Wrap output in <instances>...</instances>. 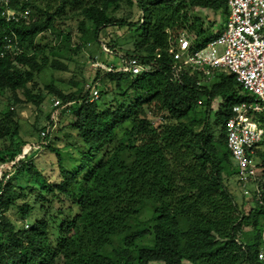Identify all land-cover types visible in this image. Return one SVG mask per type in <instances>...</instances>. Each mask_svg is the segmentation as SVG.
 <instances>
[{"label":"trees","instance_id":"trees-1","mask_svg":"<svg viewBox=\"0 0 264 264\" xmlns=\"http://www.w3.org/2000/svg\"><path fill=\"white\" fill-rule=\"evenodd\" d=\"M197 7L221 10L226 16L229 12L227 0L0 1V138L19 131L15 111L1 110L3 99L21 102L22 92L27 100L40 103L44 94L34 93L36 82H31L45 67L68 68L56 55L62 48L81 50L80 45L71 46L70 32L58 31L60 20L81 18L80 28L88 29L86 41L99 46L104 28L135 31L133 48L125 55L149 66L137 75L92 68L90 82L99 79L100 97L113 91L109 102L91 100L85 86L69 92L47 86L62 103L70 102L60 112L72 115L69 124L79 141L74 149L45 144L56 155V182L33 160L21 165L19 169L26 167L41 185L35 194L25 193L13 175L4 186L0 180V264H264L257 254L264 201L246 212L225 184L237 170L230 160L226 121L234 104L254 100L255 95L228 70H218L213 81L189 69L179 79L173 73L171 34L186 30L198 46L219 34L193 14ZM7 9H29L30 19H8L3 13ZM49 30L60 38L49 47L50 55L36 42ZM6 36L17 53L7 48ZM104 40L116 49L112 39ZM218 96L222 100L213 124H221V132L216 135L211 108L202 114L195 111L199 100L210 106ZM156 108L167 113L160 124L152 118ZM259 120L264 123V113ZM54 124L50 115L41 131L48 125L53 130ZM37 151L29 156L34 158ZM18 153L6 155L0 145V163ZM256 158L264 178V139ZM64 199L70 202L67 210L54 207V200ZM146 203L153 208L150 221L142 219ZM13 207L21 225L7 215ZM36 211L41 213L34 218ZM150 234L149 242L138 243Z\"/></svg>","mask_w":264,"mask_h":264},{"label":"built area","instance_id":"built-area-1","mask_svg":"<svg viewBox=\"0 0 264 264\" xmlns=\"http://www.w3.org/2000/svg\"><path fill=\"white\" fill-rule=\"evenodd\" d=\"M227 4L229 12L226 21L215 38L198 46L195 36L186 30H182L176 37H172L170 33L168 52L175 60L173 73L177 79L184 69H189L190 73L196 72L204 81L212 79L220 69L228 70L235 73L237 80L255 95L254 100L234 104L225 124L227 145L236 162V179L243 194L251 195V205H254L256 201H264V178L256 158V150L264 139V123L259 120V115L264 113V0H227ZM3 13H6L8 19H30L29 9H7ZM34 18L36 19L35 16ZM6 38L7 48L17 53L11 38ZM106 51L109 49L106 48ZM117 56L121 60L120 64L106 63L96 58L92 67L106 72H130L133 75L149 70V66L142 64L136 56ZM99 84V79L86 84L91 100L100 97ZM198 102L201 103L202 100ZM69 103H62L59 98L54 100V110L51 113V118L55 121L54 127L57 124L58 110ZM50 130L48 125L41 131L42 142H31L13 159L0 163V180L3 186L23 163L34 159L29 156L31 151L41 150L47 144L45 136ZM261 238L262 244L257 254L264 262V218L261 222Z\"/></svg>","mask_w":264,"mask_h":264},{"label":"rangeland","instance_id":"rangeland-1","mask_svg":"<svg viewBox=\"0 0 264 264\" xmlns=\"http://www.w3.org/2000/svg\"><path fill=\"white\" fill-rule=\"evenodd\" d=\"M124 10L118 11V15H122ZM194 15L200 16L205 22V26L211 27L212 31H219L220 28H223V25L226 21L227 16L221 10H214L205 7H197L194 12ZM135 18H139L138 12L135 9ZM81 18H69L60 20L57 24L58 31L70 32L71 34V46L76 47L77 45L81 46L80 51H73L69 49L62 48L60 53L56 54L61 58L64 63L68 64L66 70L63 69H53L50 67H45L36 77L34 82L35 87L33 88L34 93H43L44 98L40 103L34 101H29L26 99V96L19 92L21 102L14 103L13 100L9 101L6 97L2 101L1 110H13L16 113V119L19 123V131L13 132L10 130L8 134L0 138V145L4 148V154L8 155L11 151H16L20 153V150L23 145L31 142L41 141V127L44 123L49 122V116L54 110L53 102L56 98H59L54 91H51L50 88H47L49 84H54L55 87L60 88L64 91H75L85 86L88 82L92 80L95 76V68L92 69V62L94 59H99L106 63H120V58L117 56L119 54L125 55L127 50L133 48L135 31L129 32L127 29L118 28L115 26H109L101 30L100 43L94 41H86L88 37L87 30L80 28L79 22ZM57 32L53 33L50 30L41 34L36 42L41 46H46V52L50 55L48 49L52 45L58 44ZM105 38L107 40H113V43H116V49H112L107 44H105ZM106 48L110 49L112 53H107L104 50ZM96 57V58H94ZM215 77L209 79L213 81ZM113 91H110L109 94L101 96V100L104 102H109L112 98ZM11 93L7 91L5 96H9ZM221 97H216L210 106H207L202 101L198 102L196 111L199 114H202L205 108L210 107V121L213 126H215V134L217 135L221 129V124L214 125L216 119V111L219 109V104L221 102ZM63 113V112H62ZM60 114V115H59ZM167 114L166 112H161L157 110L154 111L153 121L155 124H160L162 116ZM3 114H0V118ZM59 119V120H58ZM58 123L53 130L50 131L49 139H46L48 143L55 147L65 148L69 145V149H74V145L78 143L79 138L77 132L69 124L73 120L72 115L66 113L62 115L60 110L57 113ZM198 129L202 128V125L197 126ZM44 142V141H43ZM45 145V144H44ZM83 148L86 149V146L83 144ZM67 162L71 163L72 158L66 157ZM55 153L47 146L43 147L41 150L37 151L33 162L36 163V166L52 181L56 182L58 180L59 168L57 166ZM232 164H235V159L230 158ZM13 179L15 183L24 189V192H33L34 194L40 190V183L35 176L29 173L27 168L20 170L19 168L13 174ZM225 184L232 191L236 202L242 205L244 211H248L251 206V195H244L241 188L238 185L236 175H230L228 179L225 180ZM54 207H62V209L67 210L69 208L70 202L67 199L63 201H53ZM41 213V211H40ZM40 213L37 211L34 214V218L39 216ZM153 214L152 205L146 203L144 205V212L142 214V219L144 221H150L151 215ZM7 215L18 225H21V217L16 208H11L7 211ZM64 216V215H63ZM151 223V222H149ZM26 223H24L25 226ZM152 224V223H151ZM5 236V235H3ZM153 237L152 234L148 235L145 239L139 240V244L149 242V239ZM5 238V237H4ZM160 264H164L160 262ZM186 264H193L186 261Z\"/></svg>","mask_w":264,"mask_h":264},{"label":"clouds","instance_id":"clouds-1","mask_svg":"<svg viewBox=\"0 0 264 264\" xmlns=\"http://www.w3.org/2000/svg\"><path fill=\"white\" fill-rule=\"evenodd\" d=\"M238 182V181H237ZM240 187V186H239ZM243 193V192H242ZM250 204H251V202H250Z\"/></svg>","mask_w":264,"mask_h":264},{"label":"crops","instance_id":"crops-1","mask_svg":"<svg viewBox=\"0 0 264 264\" xmlns=\"http://www.w3.org/2000/svg\"><path fill=\"white\" fill-rule=\"evenodd\" d=\"M220 30H221V28H220ZM220 30H219V32H220Z\"/></svg>","mask_w":264,"mask_h":264}]
</instances>
